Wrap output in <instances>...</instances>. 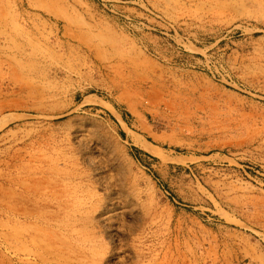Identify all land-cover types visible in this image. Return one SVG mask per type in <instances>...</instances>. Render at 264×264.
Masks as SVG:
<instances>
[{"label":"rangeland","instance_id":"374dc122","mask_svg":"<svg viewBox=\"0 0 264 264\" xmlns=\"http://www.w3.org/2000/svg\"><path fill=\"white\" fill-rule=\"evenodd\" d=\"M0 264H264V0H0Z\"/></svg>","mask_w":264,"mask_h":264},{"label":"bare ground","instance_id":"6f19581e","mask_svg":"<svg viewBox=\"0 0 264 264\" xmlns=\"http://www.w3.org/2000/svg\"><path fill=\"white\" fill-rule=\"evenodd\" d=\"M118 68V67H117ZM125 81V80H124ZM169 99H167V101H168ZM163 101V100H162ZM57 116H59V115H57ZM137 143V142H136ZM138 144V143H137ZM149 145V144H148ZM147 144L146 145H144V144H141V147H143L145 150H150V148H149V146H148ZM155 154V153H154Z\"/></svg>","mask_w":264,"mask_h":264}]
</instances>
